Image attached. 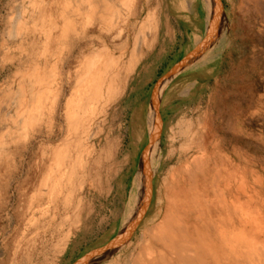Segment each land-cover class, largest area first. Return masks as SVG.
<instances>
[{
  "label": "bare ground",
  "instance_id": "obj_1",
  "mask_svg": "<svg viewBox=\"0 0 264 264\" xmlns=\"http://www.w3.org/2000/svg\"><path fill=\"white\" fill-rule=\"evenodd\" d=\"M150 1H5L0 23L1 194L19 172L21 205L40 207L46 200L71 205L68 195L75 179L93 173L94 163L101 162L96 142L100 122L156 35L157 10ZM206 48L187 68L216 52V47ZM168 83L161 84L160 96ZM152 113L150 168L142 191L126 210L124 228L155 170V101ZM198 136L189 139L162 182L164 205L152 219L154 225L143 230L126 263L112 258L110 264H264V215L251 205L256 190L240 182L243 169L234 155ZM38 207L26 211L22 205L16 214L31 222ZM25 235L14 249L7 246L10 264L13 250L27 252ZM68 238L60 239L56 254Z\"/></svg>",
  "mask_w": 264,
  "mask_h": 264
},
{
  "label": "rangeland",
  "instance_id": "obj_2",
  "mask_svg": "<svg viewBox=\"0 0 264 264\" xmlns=\"http://www.w3.org/2000/svg\"><path fill=\"white\" fill-rule=\"evenodd\" d=\"M5 1L0 0V23ZM222 1L224 14L216 30L209 29L213 22L208 19V10L206 12L207 0L195 3L197 6L200 4V11L196 10V13L200 14L203 22L199 26L202 33L197 37V46L206 39L209 30L210 41L203 45L201 56L187 67L204 56L208 45L215 46L216 52L206 55L207 60L200 61L202 64L181 71L163 90L160 100L162 122L155 143V170L148 211L128 240L100 264H110L112 258H119L121 263L130 259L132 249L141 241L143 230L154 225L152 219L160 211L161 205H164L162 182L165 176L176 166L179 153L188 148L196 133L199 136L203 134L209 143L218 142L220 151L222 148L226 154L237 158L243 169L239 176L240 182L244 181L257 193V198L251 203L254 205L253 210L257 213L262 208L261 213L264 215V115L250 117L246 114L247 104L245 109L240 107L237 112L238 98H230L225 106L216 99V79L222 71L221 59L226 58V54L230 58L234 57V64L238 66L234 70L232 60L226 66L225 90L235 94L241 85L246 88L244 95L248 96V79H257L258 88H264V57L258 59L257 72H254V64L249 58H241L242 64L239 66L240 56L247 55L250 43L256 42L258 49L260 46L264 49V0ZM177 3V0L150 1V7L157 10L156 35L149 46H144V55L130 76L125 90L108 106L96 140L101 162L94 163L93 173L75 179L74 192L68 195L71 197V205L57 206L46 200L40 209L38 205L22 204L26 211L28 207L30 210L33 206L38 208H35L37 212L31 222L21 220L16 214L22 206L17 190V181L21 177L19 172L11 180V188L0 193V202L4 203L0 205V264L6 258L9 259V247L14 249L17 238L25 234L27 237H24V245L27 244L28 250L25 253L13 250L12 264H69L67 261L59 263L58 258L70 243L71 250L76 252L74 258L78 259L133 226L145 193L130 211L126 228L124 215L142 191L144 177L150 168L148 147L153 92L165 73L180 61L177 56H171L177 46L174 33L169 34L167 31L168 19L172 31L191 28L180 25ZM208 4L212 20L215 21L219 15H215L218 11L217 0H209ZM145 13L140 19L144 18ZM130 34L132 36V32ZM224 36H228V39L223 48ZM219 91L223 92L221 89ZM32 143L36 148L38 143L35 140ZM241 177L246 180H241ZM60 237H69L68 243L62 252L56 254L55 247L62 243ZM28 240H31L29 244ZM6 264H10L9 260Z\"/></svg>",
  "mask_w": 264,
  "mask_h": 264
},
{
  "label": "crops",
  "instance_id": "obj_3",
  "mask_svg": "<svg viewBox=\"0 0 264 264\" xmlns=\"http://www.w3.org/2000/svg\"><path fill=\"white\" fill-rule=\"evenodd\" d=\"M177 1L178 3L176 5L177 6L176 10L177 12H179L178 13L179 15L177 16L180 19V25L182 27L184 26L191 27V28H185V29L180 28L178 30L172 31L171 26H170V21L168 19L167 31L169 32V34L174 33V39H175V43L177 46L172 52L173 54L171 56H177L178 60L179 59L181 60L183 57L189 54L195 47H197V44H198L197 37L200 33H202V30H200L199 26L203 24V22L201 20L200 14L196 13V10L197 12L200 11V4L197 6L195 3L200 2V0H177ZM204 8H206L205 3H204ZM206 12H207V9H206ZM223 39L225 40L224 45H223V48H224L227 42L228 36L227 37L224 36ZM257 46H258V43L256 42L254 44L250 43L249 51L247 55L244 54L240 56L239 66H241L242 60L249 58L250 62H252V65L254 64V72H257L258 62H260L258 61V59L262 60V58L264 57L263 47L260 46L258 49ZM211 47H212V44L210 45L209 49H211ZM232 51H234V49ZM226 56H227L226 58L223 57L221 59L220 67L222 68V71L218 73V76L216 79V85H217L216 99L217 101L222 102V104L225 106L229 102L230 98L232 99L238 98V101L236 102L237 112L240 110V107L245 109V106L247 104L248 110L246 114H248L250 117L253 118L254 116V118H258L257 117L258 115H261V116L264 115V88H258L257 79H254L252 81L248 79V86H247V88L249 89L248 96L244 95V91L246 88L241 85L236 90L235 94L234 92L232 93V92H229L228 90H225V87H226L225 85L227 84V82L225 81V77L227 75L226 66L230 64L231 60H232V65H233L234 70H236L238 66L234 64V60H235L234 57L230 58V55L228 54H226ZM179 74H177L176 76H178ZM220 89L223 92L219 91ZM240 112L242 113L243 111H240ZM231 128L233 127L231 126ZM70 246H71V243L67 245V247L65 246L66 250L62 253L61 257L58 258L59 263L63 261H67L70 264L72 261L77 260L74 258V255L76 254V252L74 250H71Z\"/></svg>",
  "mask_w": 264,
  "mask_h": 264
},
{
  "label": "water",
  "instance_id": "obj_4",
  "mask_svg": "<svg viewBox=\"0 0 264 264\" xmlns=\"http://www.w3.org/2000/svg\"><path fill=\"white\" fill-rule=\"evenodd\" d=\"M218 3V11H216V18L215 21L212 20L213 23L210 24L209 29L214 28L217 29L218 25L220 24L219 19L221 20L222 15L224 14V4L222 0H217ZM213 25V26H212ZM210 31V30H209ZM209 31L207 33L206 39L200 43L197 47H195L189 54H187L185 57H183L179 62H177L173 67L168 70L165 75L161 78V80L157 83L154 92H153V101L156 102L157 105V113L159 116V125L157 126L156 130V137H158L162 117L160 112V86L163 83L164 80L171 81L177 74H179L181 71L187 68V66L197 60L201 54H202V47L203 45L210 40ZM151 133H150V141H149V147L148 151L150 149V142H151ZM145 161V160H144ZM145 165H147L145 163ZM144 168V167H143ZM151 189H152V179L150 180V183L148 184V188L146 189L141 209L139 210V214L137 215L136 221L134 222L133 226L129 229H125L121 232H119L112 240H110L107 244L92 249L91 251L87 252L83 256L79 257L76 261H74L72 264H100L102 261L108 259L128 238L133 234V232L136 230L140 222L144 219L146 216V213L149 208L150 204V197H151Z\"/></svg>",
  "mask_w": 264,
  "mask_h": 264
}]
</instances>
